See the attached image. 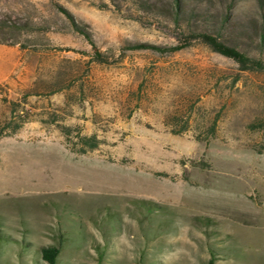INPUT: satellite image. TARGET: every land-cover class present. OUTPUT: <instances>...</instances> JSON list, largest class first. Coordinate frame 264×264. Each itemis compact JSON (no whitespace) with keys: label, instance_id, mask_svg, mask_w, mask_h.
Masks as SVG:
<instances>
[{"label":"rangeland","instance_id":"1","mask_svg":"<svg viewBox=\"0 0 264 264\" xmlns=\"http://www.w3.org/2000/svg\"><path fill=\"white\" fill-rule=\"evenodd\" d=\"M43 247L264 264V0H0V264Z\"/></svg>","mask_w":264,"mask_h":264},{"label":"trees","instance_id":"2","mask_svg":"<svg viewBox=\"0 0 264 264\" xmlns=\"http://www.w3.org/2000/svg\"><path fill=\"white\" fill-rule=\"evenodd\" d=\"M176 6H179L180 0H173ZM200 36L207 42L213 49L218 52H221L224 55L233 57L236 61L242 64L243 67H248L250 65L252 67H262V64L259 60H255L247 57L241 52L234 50L228 46L223 45L221 42H218L214 37L207 33H201ZM58 253V248L56 247H43L41 249L42 258L47 261L49 264H54L56 255Z\"/></svg>","mask_w":264,"mask_h":264}]
</instances>
